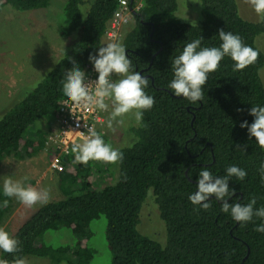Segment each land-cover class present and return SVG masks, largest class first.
Instances as JSON below:
<instances>
[{
  "label": "trees",
  "instance_id": "obj_1",
  "mask_svg": "<svg viewBox=\"0 0 264 264\" xmlns=\"http://www.w3.org/2000/svg\"><path fill=\"white\" fill-rule=\"evenodd\" d=\"M53 1L0 0V11L7 6L20 13L42 11ZM199 1L205 21L192 25L176 15L177 0H129L130 7L138 3L141 7L122 46L132 61L131 70L148 77L144 91L154 97L155 104L144 112L141 124L126 126L133 137L119 148L124 156L121 163L90 161L84 165L74 162L72 153L63 156L66 169L58 174L64 198L42 205L21 225L12 235L20 241L21 250L15 254L0 250V259L10 264L15 258L94 264L97 251L92 225L104 217L111 264H264V233L255 231L264 219L254 216L251 222L241 224L221 211V202L214 197L207 211L188 199L197 190L200 171L225 176L226 169L235 165L247 176L243 181L230 178L229 187L235 195L229 203L247 204L254 196V208L264 207V181L259 173L264 149L255 137L249 139L247 128L240 127L245 120L249 125L253 122L249 115L252 106L264 107L260 77L264 53L256 46L264 23L244 20L236 0ZM119 6L120 0H65L66 23L63 19L60 36L72 41L31 90L1 115L0 164L6 156L31 158L46 148L48 131L37 123L56 121L60 103L67 98L62 90L65 73L73 67V60L86 73L92 64L89 54H97L104 46L106 31ZM222 28L258 50V60L234 71V61L225 56L218 70L208 75L203 101L193 104L174 96L168 87L174 78L172 60L186 43L201 36V47H219L222 41L218 31ZM103 138L107 142V137ZM56 155L50 151L49 160ZM115 166V182L99 188L98 179L104 173L113 174ZM150 194L164 222V243L139 230ZM11 209V198L3 195L0 185V226ZM64 229L71 232L70 244L54 246L42 239L48 232Z\"/></svg>",
  "mask_w": 264,
  "mask_h": 264
},
{
  "label": "clouds",
  "instance_id": "obj_2",
  "mask_svg": "<svg viewBox=\"0 0 264 264\" xmlns=\"http://www.w3.org/2000/svg\"><path fill=\"white\" fill-rule=\"evenodd\" d=\"M244 2L251 6L259 22L264 23V0ZM218 35L222 41L219 47H201L203 40L201 36L186 43L182 52L172 60L174 78L168 87L174 96L183 97L193 104L203 101V86L207 83L208 75L218 70L225 56L234 61V71H242L258 60L259 51L245 45L239 35L226 32L223 28L218 31ZM89 61L98 73V78L86 83L85 72L73 60V67L65 73L62 80L63 94L68 101L83 107H95L101 111H108L110 102L108 127H112L113 122L122 124L123 118L127 115L133 116L138 125L141 124L144 112L154 106L155 100L144 91L149 84L148 77L139 71L131 70L132 61L128 58L125 47L119 43H108L99 47L97 54H89ZM114 74L118 79L112 78ZM249 115L254 117L253 122L249 125L245 120L240 127L247 128L249 139L255 137L258 145L264 149V107L252 106ZM237 148L244 151L239 145ZM71 153L74 155V162L84 165L90 161L115 165L121 163L124 158L122 151L106 143L103 136L92 127L88 128V136L82 143L72 144ZM259 173L261 180L264 181V161L260 164ZM246 176L247 172L235 165L226 169L225 176H213L209 170L204 169L198 175L197 190L190 194L188 199L193 205L207 211L211 208L209 201L214 197L221 202V211L230 213L233 220L241 224L251 222L254 216L264 219V207L254 208L257 203L254 196L247 204L235 201L229 203V198L235 195V190H230L229 187L230 178L236 177L243 181ZM3 195L15 197L27 207L37 203L46 205L49 202L47 190L25 186L22 181H14L11 178L3 181ZM7 204L8 201L5 200L4 206ZM255 231L264 233V224L258 225ZM0 250L8 254H15L21 250L20 241L3 227H0ZM0 264L10 262L7 259H0ZM11 264H27V261L24 258H15Z\"/></svg>",
  "mask_w": 264,
  "mask_h": 264
},
{
  "label": "rangeland",
  "instance_id": "obj_3",
  "mask_svg": "<svg viewBox=\"0 0 264 264\" xmlns=\"http://www.w3.org/2000/svg\"><path fill=\"white\" fill-rule=\"evenodd\" d=\"M236 2L239 14L244 20L254 23L259 21L257 14L244 0H236ZM177 3L176 15L181 21L192 25H201L205 21L199 0H177ZM64 5L65 0H54L48 9L42 11L20 13L10 6L0 11V117L13 103L22 98L25 92L27 94L36 84L35 82L69 48L72 40L60 36L61 25L66 19L63 14ZM133 25V22L128 25L124 29L123 37L115 43L122 45L125 34ZM108 43L106 40L103 42L104 46ZM256 46L264 53V33L256 37ZM260 77L264 86V67L260 71ZM113 79H118V77L114 74ZM29 88L30 90H27ZM110 111L109 102V110L105 111L106 143L119 149L127 145V141H132L133 135L129 133L126 126H134L137 123L133 116L127 115L123 118L122 124L113 122L112 127H108ZM53 123L43 121L38 122L37 125L49 134ZM49 153L50 151L45 148L31 158L19 159L12 155L6 156L0 164V185L3 187V181L6 178L14 181L20 180L25 186L47 190L49 202L62 200L64 196L59 189V174L50 168ZM113 170V174L101 175L97 181L99 188L115 182L117 166ZM24 177L27 179L25 180ZM41 206L37 203L32 207H27L15 197H11V212L0 227L12 236ZM106 224V219L102 217L100 221L92 225L95 226L94 232H96L92 242L97 251L94 264H111V253L104 237ZM139 230L142 234H147L160 243L166 240L164 222L159 218V211L154 205L151 194L144 205ZM42 239L54 246L73 242L71 232L67 229L60 232H48ZM26 261L27 264H50L49 259L43 258H28Z\"/></svg>",
  "mask_w": 264,
  "mask_h": 264
},
{
  "label": "built area",
  "instance_id": "obj_4",
  "mask_svg": "<svg viewBox=\"0 0 264 264\" xmlns=\"http://www.w3.org/2000/svg\"><path fill=\"white\" fill-rule=\"evenodd\" d=\"M140 7L141 3L133 8L129 6V0H120L119 9L110 21L105 40L109 43L119 41L123 37L124 29L132 22L134 23L136 11ZM85 75L86 83L98 78V73L95 72L93 64L87 66ZM89 127L106 137L105 111L95 107L75 105L67 98L60 103L58 117L46 140V149L57 153L50 161V168L54 172L61 173L66 169L62 163L63 156L71 154L73 143H82L87 138Z\"/></svg>",
  "mask_w": 264,
  "mask_h": 264
}]
</instances>
